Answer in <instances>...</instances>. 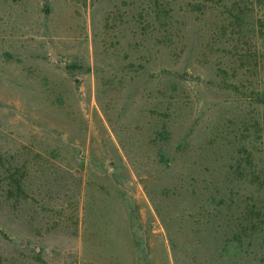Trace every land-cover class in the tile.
Here are the masks:
<instances>
[{
    "label": "rangeland",
    "instance_id": "1",
    "mask_svg": "<svg viewBox=\"0 0 264 264\" xmlns=\"http://www.w3.org/2000/svg\"><path fill=\"white\" fill-rule=\"evenodd\" d=\"M151 1L0 0V264H176L182 183L264 234V5Z\"/></svg>",
    "mask_w": 264,
    "mask_h": 264
},
{
    "label": "trees",
    "instance_id": "2",
    "mask_svg": "<svg viewBox=\"0 0 264 264\" xmlns=\"http://www.w3.org/2000/svg\"><path fill=\"white\" fill-rule=\"evenodd\" d=\"M248 1L249 0H178V3L185 2L184 5L188 14L190 11L197 13V11L206 7V4H211L218 9L223 6L225 9L235 10L239 8V10H241L240 7H242L243 4H247ZM255 1L264 5V0H251V3L249 2L248 4L253 5ZM151 2L158 3V1L153 0ZM180 13H184V11H180ZM229 16L232 19H236L238 15L236 13L234 15L230 14ZM148 18L149 16L147 19ZM151 20L154 21V18L150 19V22ZM165 71L166 69H163V72ZM166 90H170V88L164 86V98L168 96ZM160 136L163 137L164 134L161 133ZM161 156L163 157V154H161ZM164 158L166 157L162 159L164 160ZM170 161L169 158L165 160V162L169 163ZM180 190L182 193L185 192L186 195L195 200V204H193L190 212L192 217L191 215L189 216L190 233L187 234L188 239L191 238L195 246L191 249L192 253L187 252L183 258L179 257L180 250L176 248V239L173 233L168 229V236L174 245L176 264H188L184 263V260L187 262L190 260L188 254H192V261H196L198 264H252L253 255L257 253L255 247L260 248L263 246L264 248V234L261 236V239L260 236L257 235V232L256 235L254 234L252 227H254L255 230L256 225L251 220L250 209L248 210L246 208L243 215L238 219L235 216V212L239 206L236 207V202L233 203L229 196L223 192L225 190L223 187H211L210 190L205 189L200 196L198 190L202 189L197 185L188 188L186 186L184 187L182 183ZM159 215L162 220H164L161 212H159ZM253 216L255 217L254 210ZM257 224L262 225L263 223L258 221ZM248 228L253 231L251 235L249 234ZM262 229L264 230V225ZM191 264L194 263L191 262Z\"/></svg>",
    "mask_w": 264,
    "mask_h": 264
}]
</instances>
